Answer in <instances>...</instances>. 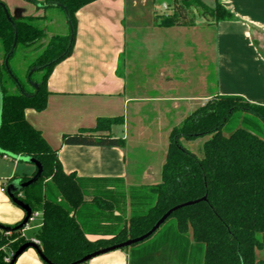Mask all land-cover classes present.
<instances>
[{
	"label": "trees",
	"instance_id": "trees-1",
	"mask_svg": "<svg viewBox=\"0 0 264 264\" xmlns=\"http://www.w3.org/2000/svg\"><path fill=\"white\" fill-rule=\"evenodd\" d=\"M27 1L38 9H62L69 28L66 34L49 36L45 15L8 16L0 1V155L32 157L43 167L41 178L17 196L33 213L42 214L33 238L48 260L72 264L141 237L170 209L199 201L175 210L149 238L124 248L130 264H264L258 255L264 253V105L240 95H217L199 106L171 130L156 185L125 187L121 180L66 173L58 149L28 122L25 112L46 109L48 79L74 49L76 14L97 0ZM192 8L215 23L234 18L219 3L211 8L201 0H173L172 13L157 24L191 26ZM19 56L25 69L12 65ZM122 123L123 117L99 118L93 128L63 135L62 145L124 147L125 140L111 133L113 125ZM200 138H206L202 157L182 143ZM31 177L17 175L10 182ZM89 234L110 237L92 241ZM33 238L23 229H0V264H10L5 258Z\"/></svg>",
	"mask_w": 264,
	"mask_h": 264
},
{
	"label": "crops",
	"instance_id": "crops-1",
	"mask_svg": "<svg viewBox=\"0 0 264 264\" xmlns=\"http://www.w3.org/2000/svg\"><path fill=\"white\" fill-rule=\"evenodd\" d=\"M0 1L10 16L44 15L43 9L27 0ZM160 1L97 0L77 12L74 49L48 79L46 109L25 112L28 122L41 131L52 148L58 149L66 173L89 179L121 180L125 187L156 185L161 181L171 130L199 106L217 95H240L264 105V0H201L211 8L221 4L234 18L215 23L192 8L194 24L173 27L157 24L160 17L171 14L173 9V0ZM61 30L60 34H64L65 28ZM46 31L49 36L58 34ZM165 49L172 51L163 57ZM137 50L149 61L142 68L145 80L153 82L149 92L147 82L143 92L140 87L130 89L127 83ZM206 56L214 58L213 85L211 61H207V75L204 68L198 67L199 58ZM196 71L200 74L197 85L183 91L179 79ZM148 111L155 112L156 125L146 123ZM174 114L177 124L172 119ZM114 117H123V123L113 125L111 133L125 140L124 147L62 145L63 135L93 128L99 118ZM163 136L168 143L163 141L161 146ZM9 160L8 155L0 156V224L14 226L23 221L25 211L10 199L7 186L14 176L31 177L36 167L29 163L20 167L19 160ZM37 212L33 227L23 231L28 238H33L41 227L42 214ZM87 237L94 241L110 236ZM15 264L46 263L30 248ZM86 264H130V256L121 249Z\"/></svg>",
	"mask_w": 264,
	"mask_h": 264
},
{
	"label": "rangeland",
	"instance_id": "rangeland-1",
	"mask_svg": "<svg viewBox=\"0 0 264 264\" xmlns=\"http://www.w3.org/2000/svg\"><path fill=\"white\" fill-rule=\"evenodd\" d=\"M163 1L168 2V0H161L160 3ZM43 11H44V15L46 16V19L43 20V23L45 24L46 28L49 30L50 33L54 32V33L60 34L61 33L60 27L62 25H63V29L65 28L64 34L69 32L68 25L65 23V20H66L65 14H64L62 9H60L58 7H51V8H44ZM137 51L138 52L136 53V56L133 57V59H132V63H131L132 68L130 70L131 74L127 77V83L129 85L130 89H136V87H138V88L140 87L139 88L140 91L143 92L144 88L146 87L145 82H147V91L149 92V91H152L151 84H153V82L149 81V80H145V73H146L145 69H144V71H142V68L144 66H146L149 61L147 62L145 54L141 50L140 51L137 50ZM171 51H172L171 49H165L163 51V57L168 56ZM20 57L21 56L14 59L12 62V65L17 66L19 64L20 67H24V69H25L27 64H25L23 61L24 59L22 57L21 58ZM208 58L209 57H207V56L203 59L199 58L200 63L198 64V67L204 68L205 75H207L209 73L207 71V68H208L207 61L208 62L211 61V65L209 68H210V71L212 69V74L214 73V65H213L214 64V58L213 57H210V59H208ZM203 60H205L206 63H202ZM150 66H151V64H150ZM147 67L150 69L149 64ZM120 68H121V71L123 72V70H124L123 60H122ZM201 72H202V70H201ZM125 74H128L126 70H125ZM199 75L200 74L198 73V71H196V73H193L192 76L184 74V76H183L184 79H179L180 88H182L183 91H185V92H188L189 89L192 90L193 87L195 86V84L198 82L197 78ZM211 80H212V85H213L214 80H215L214 74L212 75ZM155 115H156L155 112L148 111L146 123L149 124V122H154L156 125V122H158V119H155ZM174 115H175L174 117L172 115V119L174 120V124H177V117H176L177 115L176 114H174ZM205 140H206V138H200V139H197L195 141L182 140V143L187 149L193 151L199 157H202L203 156L202 146H203V143ZM163 141H165V144L168 143L167 138L165 136L161 137V142H160L161 146L163 144ZM7 155L11 159L9 161L12 162L13 156H11L9 154H7ZM0 156H2V155H0ZM13 159H15V158H13ZM19 163H20V167H24L26 164V162H23V161H20ZM20 172L21 171L19 169L18 173H20ZM32 224H34V223H32ZM30 234H32V233L30 232ZM139 243H141V242H139ZM131 246H129V247H131ZM129 247H127V248H129ZM260 255H261V257H264L263 252H261Z\"/></svg>",
	"mask_w": 264,
	"mask_h": 264
},
{
	"label": "water",
	"instance_id": "water-1",
	"mask_svg": "<svg viewBox=\"0 0 264 264\" xmlns=\"http://www.w3.org/2000/svg\"><path fill=\"white\" fill-rule=\"evenodd\" d=\"M5 8H6V6H5ZM6 12H7V15L10 16L8 11H7V8H6ZM7 63H8V61H6V64ZM34 70L35 69H32L31 73L34 72ZM34 86L36 88H38L37 84H34ZM2 111H3V96H2L1 87H0V127H1V123H2ZM0 152H2L1 149H0ZM9 155L13 156V158H15V159H17L19 161H23V162L35 165L36 173L29 180H27L25 182H22L21 179H15V180L11 181L8 184L7 193L9 195L10 199L16 205H18L19 207H21L25 211V218L15 228H12V227H9V226H4V225L0 224V229L5 230L6 232H11L13 230L24 229L26 227V225L28 224L30 218L33 215V210L28 204H26L24 201H22L17 196V194L23 192L24 189H26L29 186L35 184L41 178L42 173H43L42 165L40 164V162H38L34 158L25 157V156H14L12 154H9ZM197 202H199V201L188 202V203H185V204H182V205H178V206L170 209L168 212H166L162 216V218L156 223V225L148 233H146L145 235H143L141 237L134 238V239H129V240L123 242V243L99 249V250H97V251H95L93 253H90V254L86 255L82 259H80L77 262H74L72 264H84V263L89 262L90 260H92V259H94V258H96L98 256H101V255H104V254H107V253H110V252H113V251H116V250H121V249L129 247V246H131L133 244H137L139 242H142V241L146 240L147 238H149L151 235H153L161 227V225H163L165 223V221L172 215V213L175 210H177L179 208H182V207H185V206H189V205L195 204ZM30 248L34 249L37 252L38 256L42 259V261L44 263L52 264L48 260V258L43 254V252H42V250L40 248V245L36 244L33 240H30V241L24 243L22 246L19 247V249L13 254L12 259L10 261V264H15L16 261L18 260V258Z\"/></svg>",
	"mask_w": 264,
	"mask_h": 264
},
{
	"label": "built area",
	"instance_id": "built-area-1",
	"mask_svg": "<svg viewBox=\"0 0 264 264\" xmlns=\"http://www.w3.org/2000/svg\"><path fill=\"white\" fill-rule=\"evenodd\" d=\"M164 7L166 8L167 6L165 5ZM1 191H3V192L6 191V188L3 187V188L1 189ZM38 215H39L38 212L33 213L32 217L30 218L28 224H27L26 227L23 229V231L28 230V229H30V228L33 227V224H32V223L35 221V219L38 217ZM32 240H33L36 244L40 245V242H39L37 239H34V238H33ZM12 256H13V255H11V256H9V257H6V258H5V261L10 262Z\"/></svg>",
	"mask_w": 264,
	"mask_h": 264
}]
</instances>
